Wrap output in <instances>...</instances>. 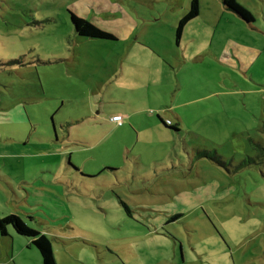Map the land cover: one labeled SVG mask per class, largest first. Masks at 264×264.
I'll return each mask as SVG.
<instances>
[{
	"label": "rangeland",
	"instance_id": "374dc122",
	"mask_svg": "<svg viewBox=\"0 0 264 264\" xmlns=\"http://www.w3.org/2000/svg\"><path fill=\"white\" fill-rule=\"evenodd\" d=\"M190 1L0 0V153L17 154L0 159V217L18 214L46 233L57 264H264V161L237 168L257 159L252 140H264V53L195 116L188 111L178 132L157 115L177 121L165 106L183 72L163 73L173 91L155 101L151 84L138 97L114 69L121 47L159 25L156 50L172 61ZM237 1L252 23L221 0H199L186 27L215 21L218 33L205 39L218 49L227 31L264 50V0ZM71 14L115 39L77 35ZM197 149L214 150L227 167L195 158ZM9 229L0 264H42Z\"/></svg>",
	"mask_w": 264,
	"mask_h": 264
},
{
	"label": "crops",
	"instance_id": "0c3cea01",
	"mask_svg": "<svg viewBox=\"0 0 264 264\" xmlns=\"http://www.w3.org/2000/svg\"><path fill=\"white\" fill-rule=\"evenodd\" d=\"M212 16L214 17L215 15L213 14ZM208 25L207 28L203 26L201 29L197 27L189 29V27L185 26L180 42L177 43L175 38L176 43H172V46L178 48L174 53L175 58L172 59V61H166L163 58V54H160L156 50V47H159L160 40L158 41L154 36H159L160 25L158 27H150L154 30L153 37L150 38L147 37V33L142 32V34H139L138 31L135 40L131 44L121 47L120 57L116 58V63L114 64V69L120 71V76H122L119 78L121 88H130L140 97L141 93L146 92L144 89L151 84V93L153 92V97L151 98L155 99V101L159 97L160 91L164 93L168 90L173 91L174 84L172 82L169 84L166 83L167 80L164 78V74L170 73V71L175 69L183 72L180 79L177 78V85L174 90L177 94H172L176 100H173L170 106H165L167 110L172 112L177 121L173 122L170 118L165 119L157 115L158 118L164 121L169 120L172 124H177L180 130L182 128L181 123L186 121L188 111H192L195 116L202 101L221 94L223 83L230 78L232 73L241 72L247 74L251 66L260 58L261 54L264 53V50L260 49L261 47L242 42L236 38V35L227 34V31H225L226 40L223 46L218 49V47L213 44L212 39L209 41L205 39L207 32L214 33V35L218 33V25L215 21H213V25ZM175 30L176 27L174 29V35ZM166 46L167 43L162 44L160 50L165 49ZM207 59L211 60L213 63L204 67ZM174 62H176V64ZM166 66H169L170 69ZM206 75H212L211 78H208L210 81H205ZM112 78L110 80H112ZM123 81H127L129 84H122ZM183 89L189 95L186 99L183 98L184 94L181 93ZM149 95L150 93L148 94L146 92V98ZM195 105H197V107H195ZM157 109L161 110L163 108L157 106ZM151 115L155 116L154 113ZM0 116L3 115L0 114ZM149 117L153 118L150 115ZM194 120L198 122V120L201 119L194 118ZM5 121L4 118H0V123H4ZM164 127L168 130H172L165 125ZM8 156L16 157L17 154H8ZM8 156L0 153V159L4 164H7ZM3 241V239L0 240V243ZM27 244H30V242ZM10 252L14 253L13 249Z\"/></svg>",
	"mask_w": 264,
	"mask_h": 264
},
{
	"label": "trees",
	"instance_id": "16d2710c",
	"mask_svg": "<svg viewBox=\"0 0 264 264\" xmlns=\"http://www.w3.org/2000/svg\"><path fill=\"white\" fill-rule=\"evenodd\" d=\"M221 1L227 10L235 13L237 16H239L242 20L246 21L247 23H252L255 20L252 12L249 11L244 6H242L237 0H221ZM199 12H200L199 0H191L188 7V11L180 18L176 26L175 38L177 43H179L182 38V34L185 26L191 20L195 19L199 15ZM71 20L74 25L75 32L79 36L94 38V39H109V40L115 39L114 35L100 29L98 26H96L94 23L87 20L86 18L77 16L75 14H71ZM2 64L9 65V62H5ZM159 119L163 123V125H165L167 128H170L175 132L180 131L177 124L175 125L172 123L168 124L167 121H164L161 118ZM123 120L121 124H117V125L119 126L122 125ZM261 132L264 135V125L261 128ZM252 143H253V149L257 153L256 154L257 159L254 160V158H250L248 160H244L237 166V168H242L252 163L253 165L254 164L259 165L264 161V140L262 143L254 142L252 140ZM195 158L208 159L209 161L219 165L220 167H225V168L227 167V163L224 162L222 159L223 157L218 153H216L214 150L212 151L207 149H197L195 152ZM121 203L129 213L128 205L123 201H121ZM175 218H178V216L174 217L173 219ZM9 228H12L15 234L23 236L26 239H28L30 244L37 248L42 259V264H57L52 242L46 233L31 227L25 222V220L20 215L14 213H10L8 215L0 217V236L1 237L9 236Z\"/></svg>",
	"mask_w": 264,
	"mask_h": 264
},
{
	"label": "built area",
	"instance_id": "2783aa9c",
	"mask_svg": "<svg viewBox=\"0 0 264 264\" xmlns=\"http://www.w3.org/2000/svg\"><path fill=\"white\" fill-rule=\"evenodd\" d=\"M110 120L116 122L117 124H121L123 117L121 115H113L112 117H110ZM167 123L169 124L171 122L168 120Z\"/></svg>",
	"mask_w": 264,
	"mask_h": 264
}]
</instances>
